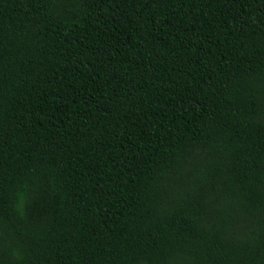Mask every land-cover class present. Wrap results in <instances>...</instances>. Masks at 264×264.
I'll list each match as a JSON object with an SVG mask.
<instances>
[{"label": "trees", "instance_id": "trees-1", "mask_svg": "<svg viewBox=\"0 0 264 264\" xmlns=\"http://www.w3.org/2000/svg\"><path fill=\"white\" fill-rule=\"evenodd\" d=\"M0 264H264V0H0Z\"/></svg>", "mask_w": 264, "mask_h": 264}]
</instances>
